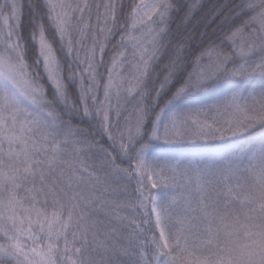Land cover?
<instances>
[{
	"label": "snow or ice",
	"instance_id": "obj_1",
	"mask_svg": "<svg viewBox=\"0 0 264 264\" xmlns=\"http://www.w3.org/2000/svg\"><path fill=\"white\" fill-rule=\"evenodd\" d=\"M0 264H264V0H0Z\"/></svg>",
	"mask_w": 264,
	"mask_h": 264
}]
</instances>
